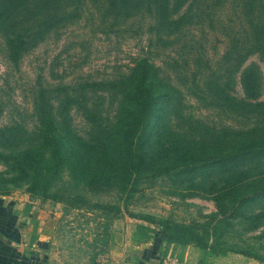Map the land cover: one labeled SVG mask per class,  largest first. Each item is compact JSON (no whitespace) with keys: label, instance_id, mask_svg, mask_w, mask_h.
Here are the masks:
<instances>
[{"label":"rangeland","instance_id":"1","mask_svg":"<svg viewBox=\"0 0 264 264\" xmlns=\"http://www.w3.org/2000/svg\"><path fill=\"white\" fill-rule=\"evenodd\" d=\"M143 58L177 92L175 117L263 133L264 0H0V153L36 146L46 118L69 141L111 127L114 83ZM189 167L142 176L128 193L119 181L78 190L75 202L20 183L0 185V194L45 204L46 258L58 264H107L113 231L127 222L152 226L164 241L165 226L184 227L191 240L165 243L187 249L191 264H264V203L245 209L259 214L251 227L197 189L219 186L217 175L193 177ZM7 172L0 159V179Z\"/></svg>","mask_w":264,"mask_h":264},{"label":"trees","instance_id":"2","mask_svg":"<svg viewBox=\"0 0 264 264\" xmlns=\"http://www.w3.org/2000/svg\"><path fill=\"white\" fill-rule=\"evenodd\" d=\"M114 85L120 105L111 127L87 139L69 141L64 134L66 140L52 135L50 130L60 132L46 118L36 146L0 153L11 177L0 179L3 189L20 183L40 198L75 202L81 199L78 190L98 191L119 181L128 193L142 176L190 165L193 177L203 174L202 169L204 177H219V186L210 182L197 188L212 198L217 209H231L234 216L248 219L251 227L257 225L259 214H246L245 209L264 203V173L259 171L264 160V131L213 129L175 117L177 92L157 77L145 58ZM62 174L67 180L61 190ZM164 229L167 243L192 239L184 227L167 225Z\"/></svg>","mask_w":264,"mask_h":264},{"label":"crops","instance_id":"3","mask_svg":"<svg viewBox=\"0 0 264 264\" xmlns=\"http://www.w3.org/2000/svg\"><path fill=\"white\" fill-rule=\"evenodd\" d=\"M42 202L26 194H0V264H58L46 258L53 217ZM170 255L174 264H191L189 251L166 244L158 230L127 222L113 231L107 264H161Z\"/></svg>","mask_w":264,"mask_h":264},{"label":"built area","instance_id":"4","mask_svg":"<svg viewBox=\"0 0 264 264\" xmlns=\"http://www.w3.org/2000/svg\"><path fill=\"white\" fill-rule=\"evenodd\" d=\"M160 262L161 264H174L175 259L170 255H165L161 258ZM142 264H148V262H144Z\"/></svg>","mask_w":264,"mask_h":264}]
</instances>
